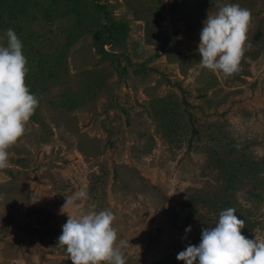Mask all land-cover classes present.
I'll list each match as a JSON object with an SVG mask.
<instances>
[{"label": "rangeland", "instance_id": "1", "mask_svg": "<svg viewBox=\"0 0 264 264\" xmlns=\"http://www.w3.org/2000/svg\"><path fill=\"white\" fill-rule=\"evenodd\" d=\"M100 2L128 25L120 66L157 53L154 70L120 74L86 35L37 108L0 80V264H264V184L239 187L221 220L208 165L213 148L264 157V0ZM87 77L102 81L96 96L59 106ZM166 94L185 99L191 144L159 132L149 103ZM202 195L213 199L184 207Z\"/></svg>", "mask_w": 264, "mask_h": 264}, {"label": "trees", "instance_id": "2", "mask_svg": "<svg viewBox=\"0 0 264 264\" xmlns=\"http://www.w3.org/2000/svg\"><path fill=\"white\" fill-rule=\"evenodd\" d=\"M30 24L40 27L39 32ZM127 33V23L115 18L100 0H0V80L14 79L20 99L37 108L39 98L48 92V86L62 82L68 71L67 57L71 47L86 35L90 36L91 47L100 55V61H108L120 74L127 72L128 65L133 67V74L147 76L154 68L148 67L146 62L157 53L139 64H131L125 55L127 65L120 66L118 54L126 48ZM59 34L61 38L54 40ZM115 48H120L119 53ZM81 86L78 91L63 90L59 106L73 110L84 105L96 96L102 81L87 77ZM182 104H187L185 99L178 101L172 94L154 98L149 103L151 109L159 111L157 127L165 140L180 137L188 139L191 144L199 132L192 113ZM182 107L185 117L180 111ZM208 156V165L217 169L222 179L218 192L220 198L215 199L216 217L226 220L235 206L233 199L239 187L253 181L247 188L251 196L255 194L254 189L264 184V177L259 175L264 173V157L246 159L244 153L226 156L215 148L208 152ZM211 199L213 197L207 195L199 199L190 197L184 207L189 209L197 202L205 204ZM247 218L245 216L242 228L250 230L254 225Z\"/></svg>", "mask_w": 264, "mask_h": 264}]
</instances>
